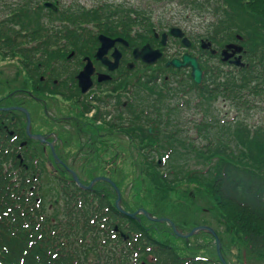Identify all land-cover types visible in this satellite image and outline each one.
<instances>
[{"label": "trees", "instance_id": "trees-1", "mask_svg": "<svg viewBox=\"0 0 264 264\" xmlns=\"http://www.w3.org/2000/svg\"><path fill=\"white\" fill-rule=\"evenodd\" d=\"M209 1L102 0L86 7L80 4L61 6V0H0V55L4 59H13L20 65L32 84L39 86V91L64 99H75L79 105L83 102L74 75L81 68V61L72 59L77 61L76 66L72 67L70 62L67 64V73H64L63 78H58L61 71L57 69V65L63 63L68 53H76L84 58L85 49H89L93 55L98 46L99 34L127 40L126 48L116 44L121 50V62L113 73H108L110 80L95 85L97 89H106L110 85L115 88L128 78L129 71L125 64L131 61V49L146 40L155 41L154 25L162 28V21L166 19L169 22L176 16L191 22L190 18L185 17V9L199 14L201 11L193 9V5H197L199 9L208 7L203 13L213 16V21L208 22L210 30L198 32L195 29L185 32L191 34V42H199L197 36L201 34L211 47H224L227 41L235 40L241 48L237 51L232 49L229 60H223L220 53L210 49L204 50V47L198 46V51L191 48L195 50L202 70L199 84L191 81L188 72L181 68H166L162 63L165 59L159 61V73H173L176 69L183 72L180 79H177L179 74L176 75L174 82L177 87L180 85L181 89L176 87L171 90V86L163 85L165 83L155 84L160 75L148 74L143 82H133L131 85L133 94L130 101L133 107L128 109L129 119L121 112L123 108L119 110L117 117L134 124L133 127L139 134L138 143L144 140L149 143L144 144L143 148L158 146L156 153L159 157L156 160L151 157L150 161L144 162L145 172L147 169L148 176L156 178L160 170L159 165L164 167L161 162L159 164L162 153L160 140L183 142L182 139L176 138L175 126L171 127L173 133L167 130L169 137L155 139L160 121L152 122V115L156 113L155 117H158L159 113L168 107L166 99L175 97L176 93H185L189 100L194 96L198 105L205 106L206 110L210 107L208 102L211 99L220 96L228 100L229 106L237 111L230 120L224 121L220 118L218 124L217 119L213 118L214 125L205 122L199 126L208 125L209 129L216 128L219 133L226 132L223 139L212 135L206 142L202 158L207 161L215 158L213 166H208L198 174L188 173L186 177L179 173V169H175V172L173 169L168 172L160 170L158 176L162 178L161 183L166 185L189 180L204 189H214L215 200L219 204L232 205L226 212L219 213L236 228L231 215L233 207L236 213H239L237 215L251 217L260 224L261 229L246 226L241 227L237 233L241 234L244 243V247L237 249L238 258L240 255L244 264H249V261L258 264L259 258L264 259V122L248 123L247 113L251 109L253 114L259 111L264 113V0H212L211 7L208 5ZM152 7L155 11H152ZM192 27L195 28L194 25ZM162 31L163 29L160 32ZM201 41L205 46V42ZM156 44L160 45L158 42ZM171 55L170 57H175L179 53L175 51ZM165 56L168 57V54ZM232 56H237V61H234ZM136 63L139 68L145 66L138 60ZM95 68L97 72L107 73L105 67L97 62ZM39 69L46 72L44 77L39 76ZM86 107L83 106L84 112H89ZM3 116L4 125H8L9 116ZM17 126L18 122L15 124V127ZM9 141L8 132L0 126V264H99L98 258L95 257L97 252L112 253V248L106 246H112L114 242L118 256L111 257L102 264H129L131 260L132 264H220L213 255H201L193 251L188 255L183 251L177 252L174 246L160 240L153 233H147V227L142 222L120 213L106 198L102 199L105 193L95 190L93 196L101 197L93 204V196L85 202L84 198H87L89 193L75 188L67 191L69 197L65 199L63 212L59 213L66 219L64 227H61L59 222L52 224V228L59 231L56 232L57 240L66 250H54L51 242L53 237L44 234L39 220L28 206L29 199L23 194L25 189L30 188L26 177L29 174L20 177L15 182L16 185L11 181L10 165L16 168L21 162L17 156L18 152L8 150ZM18 141H12L14 148ZM146 154L150 152L146 151ZM171 159V163H174L180 158L173 156ZM21 166L24 167L22 163ZM170 174L172 176L167 179L166 176ZM76 195L80 197L78 209L74 206ZM70 201L73 202V209L68 213L66 211L70 208ZM85 224L89 225L90 230L85 228ZM98 224L105 225L106 230L114 233L109 234L107 231L100 234ZM201 224L210 227L221 242L220 234L213 227L206 223ZM121 234L127 235L125 242L120 241ZM83 237L89 242L83 240ZM89 252L92 255L90 259ZM132 254H139L138 262L131 258ZM148 255L149 263L142 262Z\"/></svg>", "mask_w": 264, "mask_h": 264}, {"label": "rangeland", "instance_id": "rangeland-1", "mask_svg": "<svg viewBox=\"0 0 264 264\" xmlns=\"http://www.w3.org/2000/svg\"><path fill=\"white\" fill-rule=\"evenodd\" d=\"M61 1V6L80 4L89 7L102 0ZM145 4L147 3L145 2ZM208 5L211 7L213 1L210 0ZM192 8L201 12L197 14L185 9V17L190 18L191 22L182 20L180 16H176L175 19L173 18L174 20L172 19L169 22L165 19L162 21V28L154 25L155 37L153 36V38L155 41L146 40L136 46L141 48L143 45H148L151 49L158 50L160 57L156 60V63L146 64L143 68H139V66L131 67V69H128V78L115 88L113 85L108 86L106 89L92 87L85 95H82L83 104L79 103V105L75 99H64L58 95L39 91V86L32 84L20 65L14 62L13 59H4L0 55V112L6 110L9 116L13 115L19 118L22 142H24L20 144L22 145L19 152L21 159L18 157L24 167L22 168L21 163L17 164L16 168L10 165L11 180L13 185H16L15 182L20 177L29 174L26 177H28V185L32 188V196H30V190H24L30 196L28 206L35 213L44 234L53 237L51 242L55 248L54 250H66L65 247L61 246V242L57 240L56 232L59 233V231H55L52 224L59 222V225L64 227L66 219L64 216L61 217L59 213L63 211L65 199L69 197L67 191H72L74 186L78 185L91 192L87 198H84L85 202L93 196L91 188L97 190L98 193H105V197L103 196L102 199L106 198L114 207L118 199L119 208L117 209L126 214H133L134 217L131 218L142 222L147 227L145 230L147 233H153L160 240L174 246L177 252L181 253L183 251L188 255L189 252L193 251L196 254L213 255L221 264L216 253V246L210 235L209 237L205 231L201 230L187 238L177 237L166 220H170L176 230L181 233H186L196 225H201V223L209 224L220 234L221 242H219L218 251L225 264H244L240 255L238 258L237 251L240 247H244V243L241 234L237 233L242 229L241 227L248 226L261 229V225L251 217L237 215L239 213H236V209L233 207L234 211L231 215H233L232 221L237 225L236 228L225 221L219 213L220 211L226 212L232 205L230 203L219 204L215 200L214 189H204L189 180L166 185L161 183L162 178L158 176L161 171L167 170L166 172H168V170L173 169L172 171L175 172V169H179V173L186 177L188 173L198 174L199 171H205L208 166H213L216 161L215 158L212 161L202 158L206 142L212 135H218L223 139L226 132L219 133L216 128L209 129L208 125L199 126L205 122L214 125L213 118L217 119L218 124H220V118L224 121L230 120L237 111L229 106L228 100L220 96L211 99L208 102L210 107H207L208 110H206L205 106L198 105L194 96L189 100V96L185 93L183 95L176 93L175 97L166 99V106L168 107L162 110L158 117H155L156 113L152 115V122L153 120L160 121L155 139L169 137L167 130L173 133L171 127L175 126L176 138L182 139L183 142H164V140H160L162 142L160 145V147L162 146V153L159 164L161 162L164 167L159 165L161 171H158L156 178L148 176L147 169L145 172L144 162L150 161L152 158L156 160L159 157L156 153L158 146L153 145L150 148H143L144 144L149 145V143L146 140L138 143L139 134H137V129L133 127L134 124L129 123L127 119H117V113L122 108L121 112L129 119L128 109L133 107V103L130 101L133 94L131 85L133 82H143L148 74L160 75L158 79L154 77L157 79L155 84L165 83L163 85L171 86V90L176 89L175 77L179 74L177 79H180L183 72H179L180 70H177V68L173 73L170 71L159 73L161 66L157 63L163 59L167 61L175 51L179 54L196 56L195 50L193 51L191 48L197 50L202 43L200 41L205 42L204 36L200 34L197 36L199 42L192 43L190 40L191 34L185 32L195 31V29L198 32L209 31L210 24L208 22L213 21V16L203 13L208 9L206 6L199 9L197 5H193ZM62 10H64L63 7ZM152 11H155L154 7H152ZM166 11L169 10L166 9ZM152 17L154 18V15ZM166 23L167 25H165ZM161 29H163L162 32H160ZM182 33L185 34L182 35ZM173 40L176 41L174 44ZM181 40L183 42H180ZM156 42L161 45L156 46ZM240 48L241 46L235 40L227 41L224 47H211L206 42L204 46V50L210 49L220 53L223 60H229L232 49L239 50ZM85 50V56L91 63L93 55H91L89 49ZM70 54L68 53L64 57L63 63L57 65V69L61 71L58 78H63L64 73H67L69 62H72V67L76 66L77 61L72 59L77 58L80 61L83 59L76 53ZM165 54H168V57H165ZM232 59L237 61V56H232ZM162 63L165 65L166 62L163 60ZM167 68L172 67L167 66ZM180 68L189 74L186 67ZM48 69L50 70V68ZM38 73L41 77L46 75V72L41 69L38 70ZM165 74L166 76H164ZM177 88L181 89L180 85ZM162 94L165 93L162 92ZM108 97H111V99L108 100ZM182 99H187V101L184 102ZM84 105L89 109V114L84 112ZM19 108L26 110L27 120ZM247 114L248 123L264 122V113L261 111L253 114L251 109ZM105 120L108 123L107 126L104 125ZM33 135H38L42 139ZM11 137L14 142L17 141L15 135H11ZM14 149L18 152V149ZM146 151H149L150 154H146ZM173 156L180 159L171 163ZM148 171L150 172V169ZM53 174L58 175L62 183L65 182V187L61 186L62 183L60 184ZM171 176L172 174L167 175L166 178L169 179ZM262 176H264V172ZM95 177L108 179L117 188L118 194L115 195L113 185L108 181L98 178L91 182ZM70 179L74 180L75 183L70 182ZM99 197L101 196H93L92 203L96 204ZM79 198V195H76V203L74 202L76 209L79 208ZM72 209L73 207L70 205L66 212L69 213ZM84 226L90 230L88 224ZM97 227L100 229V234L107 233V231H109V234L114 233V231L106 230L105 225L98 224ZM93 229L94 227L91 228V230ZM126 239L127 235L121 234L120 241L125 242ZM83 240L89 242L87 238L83 237ZM56 243L58 245H55ZM115 245L114 242L112 246H106L112 248V253L107 251L106 254L97 252L95 257L98 258L97 262L99 264L104 263L111 257L118 256ZM91 256L89 252L88 259ZM131 258H135V261L138 262L139 254H132ZM149 258L148 255L142 262L149 263ZM131 261L129 264L133 263ZM249 264L256 263L254 261L250 263L249 261ZM258 264H264V259L259 258Z\"/></svg>", "mask_w": 264, "mask_h": 264}, {"label": "water", "instance_id": "water-1", "mask_svg": "<svg viewBox=\"0 0 264 264\" xmlns=\"http://www.w3.org/2000/svg\"><path fill=\"white\" fill-rule=\"evenodd\" d=\"M97 40L99 42V47L97 48V50L94 54L95 60L100 62L101 65L105 66L108 71L114 70L118 65V60H119L120 54L115 48H113V50L110 52L109 56H110L111 60L108 59L106 54L113 47L115 42L121 43L122 45H125L126 43L119 38L110 39L104 35H99L97 37ZM132 56H133V58H139L142 62H144L146 64H152L160 57V53L158 50L151 49L148 45H143L139 49H135V48L132 49ZM85 61H86L85 65L83 66L82 70L76 76V79H78L77 80L78 88L80 89V92H82V93L85 92L91 86V76L94 73V68H93L92 64L90 63V61L88 59H85ZM165 65L166 66L170 65V66H173L176 68L189 67V75H190L191 81L194 82L195 84H198L200 82L201 70L199 68V65H198L195 57L190 56L189 54H182L180 59L173 58L170 61H167L165 63ZM96 80L98 82L105 81V80H108V76L105 74L104 75L103 74H97ZM24 113H25V115H27L25 111H24ZM98 178H100V177L94 178L91 182H93L95 179H98ZM100 179H105L108 182H110L106 178H100ZM111 185H113V184L111 183ZM116 194H117V191H116ZM117 203H118V199L116 200V206H117ZM143 213L145 214V212H143ZM126 215H128L129 217L133 216V214H126ZM168 223L170 224V226L173 230V233L177 236H180V237H187V236L191 235L192 233H194L195 231L200 230V229L209 232L212 235V237L214 238L215 245H216V253H217L218 258H219L221 264H225V262L222 260L220 254L218 252V247H219L218 246L219 245L218 239L210 227L204 226V225H199V226L194 227L193 229H191L190 231H188L186 233H178L175 230L173 224L170 221H168Z\"/></svg>", "mask_w": 264, "mask_h": 264}]
</instances>
